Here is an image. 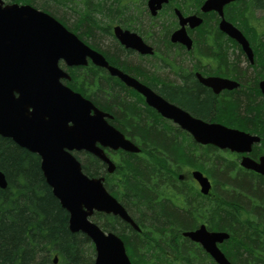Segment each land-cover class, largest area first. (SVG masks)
I'll use <instances>...</instances> for the list:
<instances>
[{
  "label": "trees",
  "instance_id": "trees-1",
  "mask_svg": "<svg viewBox=\"0 0 264 264\" xmlns=\"http://www.w3.org/2000/svg\"><path fill=\"white\" fill-rule=\"evenodd\" d=\"M7 1L31 6L34 3L33 0ZM44 1L55 10H64V15L67 12L74 17L72 25L67 28L80 40H95L99 36L112 38L114 24L138 32L159 53V56L151 57H158L153 69L158 71L156 67L167 64L174 71L173 74L177 75L179 60L176 53L175 56L172 52L178 48L169 42V35L176 27V22L169 6L166 9L169 12L164 15L174 21L161 24L156 34L154 32L155 35H151L138 27V20L148 15L145 0ZM173 4L182 13L194 11L199 6L193 0H173ZM230 10L229 20L248 35L251 45L257 50L256 55L261 56V62L255 61L253 68L248 66V71L239 68L240 63L233 59V52V60L226 56L231 61L229 67L232 68V77L245 81L243 87L235 89L229 96V102L214 97L198 83L191 81L186 82L182 88L176 85L175 80L170 81L172 88L164 86L160 93L173 103L183 105L202 117H237L240 122H234L237 124L235 127H242L241 131L254 135L261 133L264 137V99L256 84L258 77L264 72V29L260 30L261 18L256 16L257 12H264V0H255V3L241 2ZM50 15L54 17V14ZM149 19L153 21L152 18ZM60 21L65 24L64 17ZM203 28H215V25L210 23L199 29ZM218 36L224 39L221 40ZM199 38L201 40L198 43L207 50L206 45L209 43H229L237 47L234 41L218 32L199 33ZM228 51L229 49H224L226 54ZM114 52L104 54L110 64L132 57V52L123 49L117 42ZM151 58L136 57L137 65L152 79L160 78L151 70L152 66L141 64L142 60ZM70 75L71 80L66 84L89 99L98 109L110 114V124L130 139L134 138L141 150L139 154L119 153L115 172L111 175L106 174L105 165L101 161L82 153L80 161L85 175L105 177V188L115 199L117 183L120 194L126 198L123 205L130 213L134 209L145 220H159L160 214L152 199H149L150 189L155 191L157 188L174 186V171L177 167L189 164L207 172L206 167L209 166V173L217 189L213 212L215 218L209 229L229 235V239L220 247L231 264H264V177L238 170L239 165L231 160V156L224 157L215 148H211L216 152L214 154L210 149L199 153L189 150L191 147L186 145V142L189 143L186 137L173 133L171 129L162 130L157 121L159 117L144 104L143 99L136 98L130 90L119 85L115 78L109 77L102 69L90 65L87 68H75ZM258 153H264V140ZM110 156L116 164V153H110ZM0 171L7 182V187L0 189V264H53L55 256L58 258L57 264H94L93 244L85 235L69 231L68 214L46 184L37 155L20 148L10 139L0 137ZM206 206L209 209V205ZM160 207L161 214L168 213L167 206L162 204ZM206 208L201 210V218L205 214L208 216L209 210ZM187 209L188 205L185 207ZM91 219L103 232L121 237L128 254L135 257L134 264H176V261L172 263L155 257L154 248H160L166 242L165 238L173 233L179 234L194 226L186 213L179 216L177 212H173V218L167 216L171 220L168 227L153 226L146 222L140 228L141 233L128 228L135 236L130 240V234L124 233L126 224L118 218L96 213ZM145 236L148 239L143 241L141 237ZM180 260V264L203 263L201 258L194 256L192 250L183 252Z\"/></svg>",
  "mask_w": 264,
  "mask_h": 264
},
{
  "label": "water",
  "instance_id": "water-1",
  "mask_svg": "<svg viewBox=\"0 0 264 264\" xmlns=\"http://www.w3.org/2000/svg\"><path fill=\"white\" fill-rule=\"evenodd\" d=\"M169 1L148 0L150 15L155 17ZM232 1L236 0H208L201 11H216L222 17V7ZM175 15L179 28L170 35V42L189 49L191 40L186 34V26L197 28L202 20L196 16L184 17L178 10H175ZM219 29L235 40L252 62V51L241 32L223 18ZM112 33L125 49L144 56L154 54L152 47L136 33L118 26L113 27ZM88 60L141 94L149 107L178 125L200 145L247 154L260 139L191 118L133 78L109 66L100 53L84 44L49 14L29 5L5 4L0 0V137L10 139L38 156L46 184L68 214L69 231L85 235L93 244L94 264H131L123 241L114 233L103 232L90 221V217L94 213H103L119 217L136 230L138 227L124 207L108 193L105 178L85 175L80 161L73 155V152L88 153L105 165L107 174H113L116 166L106 151L140 152L108 122L111 115L96 108L90 100L62 82L70 80V76L59 67L61 61L66 67H79L87 66ZM199 79L216 94L238 87L230 80ZM259 89L264 96V80L259 83ZM240 165L264 176V156L258 162L243 157ZM193 178L199 184L201 194L207 195L211 189L208 179L199 172H194ZM6 187V178L0 171V189ZM183 235L199 244L216 264H231L218 248L229 239L227 233L208 232L201 226ZM57 260L54 257L53 264H57Z\"/></svg>",
  "mask_w": 264,
  "mask_h": 264
},
{
  "label": "flooded vegetation",
  "instance_id": "flooded-vegetation-1",
  "mask_svg": "<svg viewBox=\"0 0 264 264\" xmlns=\"http://www.w3.org/2000/svg\"><path fill=\"white\" fill-rule=\"evenodd\" d=\"M147 1L148 0L145 1V7H146L145 11H146V13L149 14V12L147 10ZM193 1L198 2L199 6H197V8L191 12L182 13V11L173 4V0H170L167 4H164L162 6L161 10L158 12L159 15H164L165 13L169 12V11H166L167 7L169 6V8L172 9V14L175 17V22H176V28L175 29L178 28L175 10H178L184 17L196 16L202 20V24L197 28L190 29L188 26H186V34H187L188 38L191 40V46L189 49L185 45L170 43L171 45H175V47L178 48L177 50L180 51L181 55H182V60L179 59L180 56L177 59V60H179V61H177L178 62L177 75L173 74L174 71L172 69L170 70V68L167 66V64H162V65L158 66V69L170 71V74H172V77H174L176 85H178L180 88L184 87L186 82H188V81L196 82L200 86H202L205 90H207L214 97L222 99L225 102H229L230 101L229 96H231L234 93L235 89L234 90H222L216 94V93H214V91L211 87L204 85L200 81L199 77H201L202 79L220 78L223 80H230V81L236 82L238 84V87L236 89H238V88L241 89V87H243V83H245V81L243 82L242 80L240 81V79H238V78L232 77L233 76L232 75V68L229 67V63L231 61L229 62L228 59H226V56H227V58L228 57L231 58L229 60L235 59L236 61H238V63H240L239 68H241L242 70H246V71L249 70L248 66L252 67V68L254 67L255 61L261 62V60H260L261 56H259L260 54L256 55L257 50L253 45H251V42L248 39V35L243 33L238 27L233 25V23L228 18V14L231 12L230 9L232 7L234 8L239 3H241V2L248 3V1H252L253 3H255V0H236V1H232V2L224 5L222 7V14H223L222 17L216 11H209V12H202L201 11L202 5L208 0H193ZM158 14H157V16H158ZM222 18L226 22L232 24L237 30H239L241 32V34L244 36V38L248 41L249 47H250V49L252 51V55H253L252 62H250V60L248 59V57L244 53L242 47L235 40L231 39L229 36H227L222 31H220L219 24H220ZM210 23L214 24L215 28H210V29L203 28L202 30L199 29L201 26H204V25L206 26L207 24H210ZM131 31H133L136 34H138L139 36H141L143 38L144 42L147 43L145 41V38L142 35H140L138 32H136L134 30H131ZM217 32L221 33L223 36L234 41L236 43L237 47H233L229 43H219V44L218 43H214V44L209 43L208 45H206V48H208V50L203 49V45L201 43L200 44L198 43V41L201 40L199 38V33H217ZM218 38L221 40L224 39L222 36H218ZM211 40H213V38H211ZM147 44L150 45L149 43H147ZM234 48H235V50H234ZM224 49H226V50L229 49L227 54L224 52ZM153 50H154V55L158 56L159 53L154 49V47H153ZM130 51L132 52L131 56H134L137 58L154 57V55L144 56V55H140L139 53H137L135 51H132V50H130ZM232 52L234 53L233 59L231 56ZM223 58H225V59H223ZM239 60H240V62H239ZM137 64H138L137 62L136 63H128V62L123 61V60H116L114 62V65H112V66L116 67V69L119 70L120 72L134 78L141 85L145 86V88H148L151 91H153L155 94H157L159 97H161L165 102L169 103L170 105H173L176 108H179L180 110L184 111L191 118L196 119V120H200V121L207 123V124H219V125H222L224 127L230 128V129H235V130L241 131L240 128H242V127L237 128L234 126V125H237V124H234V122L239 121L237 117L236 118L232 117V119H228V118H220L219 119V118H216L213 116L212 117L211 116L210 117H208V116L202 117L198 114H195V113L189 111L183 105L173 103L171 100L167 99L165 96H163L160 93V89H163L164 86H165V88L166 87L172 88L170 86L171 82H170L169 77L168 76H161L160 78L152 79V77L149 76L147 72L145 73L142 68L140 69ZM90 65L86 66V68L89 67ZM76 68H85V67H76ZM252 68H250V70L253 71ZM73 69H75V68H71L69 70V73H71L73 71ZM102 70L105 71L106 74L109 76V74L106 70H104V69H102ZM111 78H115L116 82H118L119 85L121 84L122 87H125L126 89L130 90L135 95L136 98L137 97L142 98L144 101V104L147 107H149L145 103V99L142 97V95H140L138 92H136L133 88L126 86L117 76L111 77ZM263 79H264V72L262 74H260L256 84H257V89L259 90L261 97L264 99V97L262 96L260 89H259V82L262 81ZM149 108L159 117V118H157V121H158V125H160L162 130L166 131V129H171V131L173 133L177 132L180 136L187 138L189 143L186 142V145L188 147L189 146L191 147L189 150H194V152L199 153L201 150H203L205 152L207 150L209 151V149L211 150V148H213V149L215 148V147L210 146V145H200V144L196 143L192 139V137L189 134H187L184 130H182L179 126L173 124L172 121L160 116L154 108H151V107H149ZM150 114L152 115L151 111H150ZM241 123H243V122H241ZM116 130L121 132L117 127H116ZM245 133H248L250 135H254L248 131H246ZM124 136L127 140L131 141L132 143H134V145H136L139 148V146L136 144V141L134 138L130 139L128 136H126V135H124ZM254 136H257L258 138H260V142L258 144H254L251 147L250 152L247 154L232 153L229 151L218 150L217 148H215V149L218 150L221 154H223L224 157H226V155H228V157L231 156V160H234L239 165L238 170H241V171L243 170L244 172L253 173L251 171L243 169L240 165V162H241L243 157H248L251 160L258 162L259 159L262 156H264V153H260V154L258 153L260 145L263 144L264 137L261 135V133L260 134L255 133ZM211 151H213V150H211ZM121 152L122 151H116V156L118 157L119 153H121ZM214 153H216V152L213 151L212 154H214ZM196 156L197 155L195 154L194 157L196 158ZM195 158H194V161H196ZM165 159L168 161V158L165 157ZM214 159H215V161L217 160L216 156L214 157ZM117 163H118V160L116 161V166H117ZM206 170H208V171L203 172L200 170L199 167L191 166L189 164H187L185 166L183 165L182 168L177 167L176 171H174V175H175V179H173V182L175 183L174 186H172L170 188L169 187L157 188L155 191L150 189L151 195H150L149 199H152V202H154V207L157 209V213L160 214L159 220L158 219L157 220H154V219L145 220V217H142L140 215V212L135 211L134 209H133L132 213H130L125 208V205H123V203H125L126 198H124L122 196V194H120V189L118 187V184L116 183V200L124 207L127 214L130 216V218L132 219L134 224L138 227V230H136L130 224L124 222L123 220H121L119 217L116 216V218H118L122 223L126 224L125 229H124V233L125 234L129 233L130 234V240H131V239H134V237H135L131 231H134L136 233H141L140 228H141V226H143V224L146 225V222L149 225H153V226L168 227L171 224L170 223L171 220L167 219V216L168 217L171 216L173 218V212H177L179 216H181L182 213H186L188 215L189 219L194 224V226L189 230H185L183 232L181 231L179 234L173 233L169 237H166L165 238L166 242L160 248H156V247L154 248V252H156V254L153 253L154 256L155 257L157 256V258L160 260H169V261H172V263H173V261H176V264H180V262H181L180 258L183 255V252L187 253L188 251L192 250L195 257L201 258L203 260V263H200V264H216V262H214V260L211 258V256L199 244L192 242L190 239L184 237V235H183L185 232L195 231V230L199 229L201 226H204L208 232H211V230L209 229V226H210V224H212L213 218H215V215L213 212L215 211V205H216V200H217V189L211 183L212 176L209 173V171H211L210 167L207 166ZM194 172L201 173L205 178H207L210 181L211 189L207 195L201 194L199 184L193 178ZM235 174H237V173H235ZM253 174H255V173H253ZM166 184H168V179L166 181ZM175 185H180V186L177 187ZM152 191H153V193H152ZM162 204L167 206L168 213L167 212H165V213L162 212V214L160 213L161 212L160 205H162ZM186 205H188L187 210H185ZM202 205H203V207H201ZM206 205H209V209L206 208L207 207ZM205 208L209 210V213H207L208 216L206 217V214H205L204 215L205 217L201 218V210L205 209ZM150 217H151V215H150ZM119 238L121 239V237H119ZM141 239L143 241H146L148 239V237L147 236L141 237ZM124 247H125V244H124ZM220 249H221V247H220ZM125 251H126V254H127L131 264H134V261H133L135 259L134 255L130 256L128 254L126 247H125ZM178 252L180 254H178Z\"/></svg>",
  "mask_w": 264,
  "mask_h": 264
},
{
  "label": "rangeland",
  "instance_id": "rangeland-1",
  "mask_svg": "<svg viewBox=\"0 0 264 264\" xmlns=\"http://www.w3.org/2000/svg\"><path fill=\"white\" fill-rule=\"evenodd\" d=\"M4 1L5 2H8L7 0H4ZM33 1H34L33 5H32L33 7H35L38 10H41V11L42 10H45L46 13L54 14V18L57 19L58 21H60V18L61 17H64V22H65L64 26L66 28L67 27L70 28V25H72L71 22L73 21V18H74L73 16H70L71 14H69V13L66 12V14L64 15V13H63L64 10L63 11L62 10H55L54 7L49 6V4H47L46 1H44V0H33ZM256 16L259 17V18H261V20L259 22V28H261L260 30H263L264 29V12H257ZM149 18H152V17L149 16V14H148L145 18H142V19L138 20L139 21L138 27H140L145 32L148 31L149 32L148 34H151V35L152 34L153 35L156 34V32L161 27V24H163V23L164 24L171 23V22L174 21L173 19H169L165 15H159V14H158L157 17L152 18L153 21H151ZM150 26H152L151 29L149 28ZM173 31H174V29L171 30V33ZM154 32H155V34H154ZM98 34H99V32H98ZM81 41H83L86 45L91 46L92 48L95 47L96 50H98L102 54H113V53H115L114 52V45L116 44V40L114 39L113 36H112V38L111 37L106 38V37H103V36H99V37H96L95 40H93V39L87 40L86 38H83V39H81ZM172 53L174 55L176 53L177 59L180 56L179 59L182 60V55H181V52L180 51L174 49ZM125 60L128 63H130V62L135 63V61L137 62V59L134 56L130 57V59H125ZM157 62H158V57L142 60L141 61V64L147 63L149 66H152L151 70L154 73H156L158 76H160V77L161 76H168L169 79H170V81H173L174 80V77H172V75L170 74V71L161 70V69H158V71H157V69L156 70L153 69V67L155 65H157ZM113 64H114V62H113ZM61 67L64 68V66L62 64H61ZM156 68H158V67H156ZM75 154H76V157L78 158L79 161L82 160V153H75ZM117 160H118V157L116 156V161ZM113 161H114V159H113ZM211 183H212V185L215 186L214 179H211Z\"/></svg>",
  "mask_w": 264,
  "mask_h": 264
}]
</instances>
